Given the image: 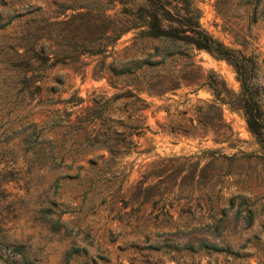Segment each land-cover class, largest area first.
<instances>
[{
    "label": "rangeland",
    "instance_id": "1",
    "mask_svg": "<svg viewBox=\"0 0 264 264\" xmlns=\"http://www.w3.org/2000/svg\"><path fill=\"white\" fill-rule=\"evenodd\" d=\"M71 1L0 0V264H16V242L23 243L35 264H264V159L237 109L221 104L231 129L226 140H214L212 131L195 125L190 105L211 97L206 87L191 91L181 86L162 96L137 92L147 102L136 112L147 129H134L144 132L132 136L136 146L125 139L124 146L109 149L114 133L105 134L87 106L100 105L101 96L120 89L92 74V56H84L88 63L76 72L53 68L65 73L68 91L74 89L81 98L68 108L69 122L53 123L62 111L51 110L61 104L21 97L10 64L13 45L26 44L19 35L31 17H48L43 22H50L53 34L55 20L71 11L61 13L63 5ZM195 4L200 24L235 45L233 31L246 27L239 10L231 9L225 19L215 0ZM249 29L247 44L257 43L264 54V7ZM131 35L121 34L114 55L124 53ZM194 59L202 72L213 70L237 90L234 71L224 59L203 49ZM139 102L133 95L110 100L106 124L129 125L124 115ZM87 119L94 121V130L79 128ZM97 153L101 158L87 160ZM141 180L153 185L142 192ZM246 213L250 223L244 221ZM217 220V233L198 229ZM185 224L192 227L189 235L182 231ZM188 237L195 244L204 237L223 250L179 247Z\"/></svg>",
    "mask_w": 264,
    "mask_h": 264
},
{
    "label": "trees",
    "instance_id": "2",
    "mask_svg": "<svg viewBox=\"0 0 264 264\" xmlns=\"http://www.w3.org/2000/svg\"><path fill=\"white\" fill-rule=\"evenodd\" d=\"M220 14L227 19L231 9L239 10L245 21V29L233 31L235 45H229L211 35L199 22L200 8L195 0H73L63 5V17L55 20L57 28L52 34L43 22L48 17H31L22 30L19 38H24L26 44L13 45L14 58L10 61L20 83L18 90L22 98L35 99L40 104H61V108H53L56 117L53 123L69 122L72 110L68 109L77 104L81 98L74 89H69L65 83V73L54 66L62 65L76 72L88 61L84 56H92L93 75L105 76L108 83L120 91L113 96H101L100 105L87 106L94 119L103 127L104 133H114L111 146L119 148L126 139L127 143L136 146L132 136L142 135L147 129L143 124L144 116L136 113L147 106L143 98L136 95L144 92L148 95L162 96L166 92L174 93L181 86L195 91L206 87L211 97L198 99L190 105L194 123L203 129L214 133V140L222 141L229 138L230 126L222 117L221 104L240 111L246 130L257 145V155L264 159V54L258 44H247L251 32L250 23L261 15L264 1L258 9L260 0H215ZM131 31L129 44L124 45L122 55H114L113 46L121 34ZM264 44V41L263 43ZM56 47H52V46ZM21 47V51L18 48ZM203 49L214 57L222 58L229 63L238 81L237 90L230 89L223 78L213 70L202 72L194 56L196 50ZM119 84V85H116ZM67 91L65 97L60 93ZM102 95V94H101ZM131 95L140 102L131 112L124 115L131 120L129 125L121 124L118 129L106 124L107 112H104L110 100ZM96 105V106H95ZM185 110H183L184 112ZM192 117H190L191 119ZM192 120V119H191ZM94 121L87 119L80 123L79 128L94 130ZM131 128V129H128ZM145 149V148H144ZM213 151V150H212ZM100 153L89 157L88 161L101 158ZM110 157V156H108ZM116 163V161L114 162ZM113 163L112 166H115ZM116 168L122 167L117 163ZM162 170L159 169L158 171ZM160 173H153V176ZM140 181V190L147 191L151 182ZM244 221L250 223L251 214L243 215ZM182 231L190 234L192 227ZM219 220L214 223L199 225L198 229L217 233ZM176 231V230H175ZM12 250L19 254L16 264H35L25 251L23 243L12 244ZM179 247L184 249L206 248L223 250L222 245L201 237L195 244L189 237L182 241Z\"/></svg>",
    "mask_w": 264,
    "mask_h": 264
}]
</instances>
